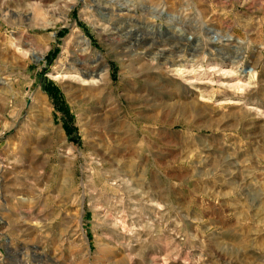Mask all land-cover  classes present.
I'll list each match as a JSON object with an SVG mask.
<instances>
[{"label": "rangeland", "instance_id": "rangeland-1", "mask_svg": "<svg viewBox=\"0 0 264 264\" xmlns=\"http://www.w3.org/2000/svg\"><path fill=\"white\" fill-rule=\"evenodd\" d=\"M0 264H264V0H0Z\"/></svg>", "mask_w": 264, "mask_h": 264}, {"label": "bare ground", "instance_id": "bare-ground-1", "mask_svg": "<svg viewBox=\"0 0 264 264\" xmlns=\"http://www.w3.org/2000/svg\"><path fill=\"white\" fill-rule=\"evenodd\" d=\"M127 10H129L130 8L127 6V7H125ZM154 10H156V8L154 9ZM161 13V12H160ZM159 16V15H158ZM167 17L168 16H172L171 14H167L166 15ZM214 37H216V38H219L220 36H218V33L216 32V31H213L212 32V38H214ZM222 38V37H221ZM223 39V38H222ZM231 39V36H227L226 37V41H228V40H230ZM150 49V48H149ZM176 52H179V50H177ZM148 54H149V56L151 55V61H153L154 59H155V57H157L156 55H154V53L152 54V53H150V52H147ZM140 54V53H139ZM162 56H160V59H161V61H160V63L161 64H165V63H172V61H174L175 60V58H177V57H179V54H177V55H174L173 53H171V52H162ZM194 58V57H193ZM193 58L191 59L192 61H194L193 60ZM195 59V58H194ZM186 60V59H185ZM184 60V61H185ZM177 61V60H176ZM188 70V69H187ZM193 73H194V71H193ZM192 75V74H191ZM55 77V76H54ZM101 77V76H100ZM201 83H203V82H201Z\"/></svg>", "mask_w": 264, "mask_h": 264}]
</instances>
